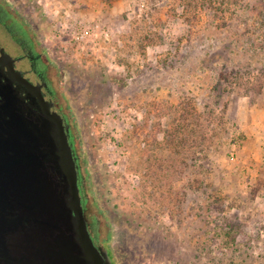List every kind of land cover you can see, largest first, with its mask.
<instances>
[{
  "label": "rangeland",
  "instance_id": "obj_1",
  "mask_svg": "<svg viewBox=\"0 0 264 264\" xmlns=\"http://www.w3.org/2000/svg\"><path fill=\"white\" fill-rule=\"evenodd\" d=\"M0 1L50 64L114 264H264V0Z\"/></svg>",
  "mask_w": 264,
  "mask_h": 264
},
{
  "label": "water",
  "instance_id": "obj_2",
  "mask_svg": "<svg viewBox=\"0 0 264 264\" xmlns=\"http://www.w3.org/2000/svg\"><path fill=\"white\" fill-rule=\"evenodd\" d=\"M2 88L0 264H114L89 230L79 157L62 117L40 94L33 100L44 116L27 115L17 92Z\"/></svg>",
  "mask_w": 264,
  "mask_h": 264
},
{
  "label": "flooded vegetation",
  "instance_id": "obj_3",
  "mask_svg": "<svg viewBox=\"0 0 264 264\" xmlns=\"http://www.w3.org/2000/svg\"><path fill=\"white\" fill-rule=\"evenodd\" d=\"M49 63L40 51L25 23L0 1V101L6 103L7 85L16 91L18 103L25 108L26 114L32 112L43 115L45 106L33 100L34 94H40L52 113H58L67 127L70 142L75 147L71 121L59 98L58 89L53 80ZM20 105V104H19ZM18 107L17 104L14 105ZM33 110V111H32ZM69 128V131H68ZM77 150V149H76ZM78 154V152H77ZM79 157V156H78ZM81 190L85 200V182L82 176ZM89 230L95 242L101 246L96 235L97 221L86 211Z\"/></svg>",
  "mask_w": 264,
  "mask_h": 264
},
{
  "label": "built area",
  "instance_id": "obj_4",
  "mask_svg": "<svg viewBox=\"0 0 264 264\" xmlns=\"http://www.w3.org/2000/svg\"><path fill=\"white\" fill-rule=\"evenodd\" d=\"M91 28H85L82 32L78 33V36L76 37L77 40L84 41L87 39L89 36L92 35Z\"/></svg>",
  "mask_w": 264,
  "mask_h": 264
}]
</instances>
